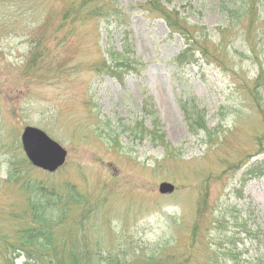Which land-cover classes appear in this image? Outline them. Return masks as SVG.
<instances>
[{
    "label": "rangeland",
    "instance_id": "1",
    "mask_svg": "<svg viewBox=\"0 0 264 264\" xmlns=\"http://www.w3.org/2000/svg\"><path fill=\"white\" fill-rule=\"evenodd\" d=\"M77 1L0 0V264L23 261L8 243L28 215L27 177L81 195L57 250L92 264L118 244L141 261L192 244V264L214 252L234 264L230 248L238 264H264V18L235 20L218 44L224 0H155L210 39L180 67L184 37L147 0H110L118 18L106 6L71 14ZM28 124L66 149L58 169L25 160Z\"/></svg>",
    "mask_w": 264,
    "mask_h": 264
},
{
    "label": "trees",
    "instance_id": "2",
    "mask_svg": "<svg viewBox=\"0 0 264 264\" xmlns=\"http://www.w3.org/2000/svg\"><path fill=\"white\" fill-rule=\"evenodd\" d=\"M98 1L78 0L74 2L76 7L71 14L87 9L89 14L95 13L97 15L101 14L98 12L100 6H106L107 12L102 13L104 16L113 15L116 18L120 16V13L111 7L110 0H102V4L97 6ZM70 3L72 2H69L68 8H70ZM139 6L149 10V12L158 13V16L165 20L170 32H177L184 37V47L174 56L178 66L183 67L189 63H195L197 61L196 52L198 51L200 54L209 52L207 47L202 44L210 41L208 36L202 33L194 35L190 24L177 9L160 6L155 0H147ZM222 16L223 19L214 25L217 34L216 43L218 44L229 43L227 33L232 30L235 20H242L241 17H245L249 27H254L260 23L264 18V0H224ZM25 160L29 165L31 164L28 159ZM26 188L28 189V215L26 219L18 216L25 220L20 223V228L15 229L13 239H11L10 244L8 243L12 251L18 249L19 253H22V264H92L87 261L84 254H79L76 251L57 250L60 240L55 228L68 217L70 208H73L74 204H80V202H74V199L75 197L78 199V196L81 195L73 190L62 191L56 185H47L44 182L35 181L32 177H27ZM88 209L85 206L80 207L79 216L84 217V212ZM232 209L234 210L235 207L233 206ZM233 216L236 225L248 234L253 232V229L247 226L245 219L238 223L236 220L239 215ZM159 246L160 248L157 245L154 246L157 248L145 254L144 260L141 261L137 259L139 254L136 253L135 248L138 247L133 249L126 245V248L122 249L121 244H118L110 250L102 253L97 252L98 261L96 264H192L193 259L190 251L192 244L188 245L187 249H179L175 253H167V247ZM157 249L159 251L155 253L154 250ZM224 254L223 257H230L235 261L234 264H238L233 248L227 249ZM262 256L264 258V252ZM218 258L214 252L211 256L206 257V264H217ZM7 264L15 263L11 258Z\"/></svg>",
    "mask_w": 264,
    "mask_h": 264
},
{
    "label": "water",
    "instance_id": "3",
    "mask_svg": "<svg viewBox=\"0 0 264 264\" xmlns=\"http://www.w3.org/2000/svg\"><path fill=\"white\" fill-rule=\"evenodd\" d=\"M20 140L26 157L36 167L54 171L66 159V149L40 127L30 124L25 125ZM174 189L175 185L170 181L163 180L158 184L160 193H171Z\"/></svg>",
    "mask_w": 264,
    "mask_h": 264
}]
</instances>
